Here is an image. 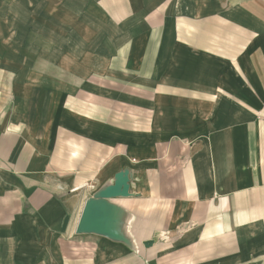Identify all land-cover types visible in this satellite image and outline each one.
Instances as JSON below:
<instances>
[{"label": "crops", "instance_id": "0c3cea01", "mask_svg": "<svg viewBox=\"0 0 264 264\" xmlns=\"http://www.w3.org/2000/svg\"><path fill=\"white\" fill-rule=\"evenodd\" d=\"M0 264H264V0H0Z\"/></svg>", "mask_w": 264, "mask_h": 264}, {"label": "water", "instance_id": "95a60500", "mask_svg": "<svg viewBox=\"0 0 264 264\" xmlns=\"http://www.w3.org/2000/svg\"><path fill=\"white\" fill-rule=\"evenodd\" d=\"M127 188H128V179L125 176H123V174H118L114 184L111 187L104 190L102 192V195L105 197H111L118 194V192H121V194H125Z\"/></svg>", "mask_w": 264, "mask_h": 264}]
</instances>
